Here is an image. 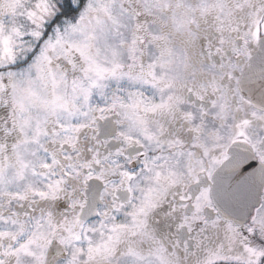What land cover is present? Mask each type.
I'll return each instance as SVG.
<instances>
[{
    "label": "snow or ice",
    "instance_id": "snow-or-ice-1",
    "mask_svg": "<svg viewBox=\"0 0 264 264\" xmlns=\"http://www.w3.org/2000/svg\"><path fill=\"white\" fill-rule=\"evenodd\" d=\"M0 264H264V0H0Z\"/></svg>",
    "mask_w": 264,
    "mask_h": 264
}]
</instances>
